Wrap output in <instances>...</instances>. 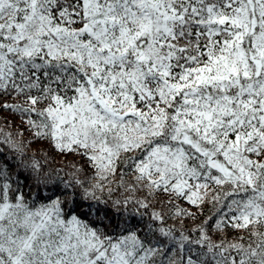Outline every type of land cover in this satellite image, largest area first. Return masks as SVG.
I'll list each match as a JSON object with an SVG mask.
<instances>
[{"label":"snow or ice","instance_id":"1","mask_svg":"<svg viewBox=\"0 0 264 264\" xmlns=\"http://www.w3.org/2000/svg\"><path fill=\"white\" fill-rule=\"evenodd\" d=\"M0 264H264V0H0Z\"/></svg>","mask_w":264,"mask_h":264},{"label":"trees","instance_id":"2","mask_svg":"<svg viewBox=\"0 0 264 264\" xmlns=\"http://www.w3.org/2000/svg\"><path fill=\"white\" fill-rule=\"evenodd\" d=\"M2 115L3 118L15 122L17 127H20V121L17 120L15 117L7 113H3ZM23 139L27 142L32 140V137L29 133H25ZM26 152L28 156L34 155L42 165L48 167L49 169L62 170V172H72L74 171V169L71 167V165L75 164L78 167L84 169V171L80 174L81 179H84L86 176H90L92 174V169L89 168L84 158L71 154L61 155L59 152L52 148L50 143L46 141H35L27 145ZM131 179V176L125 177L126 181H130ZM116 182L117 181H114V184ZM157 200L167 201V196L160 195L156 198V200L153 201V204L156 206V210L160 211L161 204L157 203ZM175 203L179 204L180 207L186 209L187 211L194 213L196 219L184 218L183 222H181L170 216L169 209L171 208V205H166L163 207L162 210L168 216L167 224L169 226H174L176 228L184 227L186 229H194L197 225L205 221L207 217L211 214V206L208 204H205L203 206V212L201 213L197 208L191 206L190 204L184 201H176ZM230 235H236V233L230 231Z\"/></svg>","mask_w":264,"mask_h":264}]
</instances>
